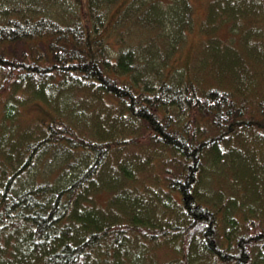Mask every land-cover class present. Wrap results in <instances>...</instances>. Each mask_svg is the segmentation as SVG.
<instances>
[{"label": "trees", "instance_id": "16d2710c", "mask_svg": "<svg viewBox=\"0 0 264 264\" xmlns=\"http://www.w3.org/2000/svg\"><path fill=\"white\" fill-rule=\"evenodd\" d=\"M12 1L0 0V108L13 129L36 106L40 131L0 142V264H264V0H220L233 14L207 0L203 48L184 58L191 0ZM138 133L148 160L118 158ZM162 243L177 256L143 259Z\"/></svg>", "mask_w": 264, "mask_h": 264}, {"label": "rangeland", "instance_id": "374dc122", "mask_svg": "<svg viewBox=\"0 0 264 264\" xmlns=\"http://www.w3.org/2000/svg\"><path fill=\"white\" fill-rule=\"evenodd\" d=\"M4 1H6V0H2V2H4ZM7 1H9V0H7ZM13 1H16V0H13ZM170 1L171 0H163L164 3H168ZM191 1H192V5L194 6V8H193L194 19L192 21V25L189 28H186L185 31H183L181 33V39H180V43H179V51L176 53V54H181L183 56V58L189 54L193 55L196 52H198L200 49H202L203 47L200 48L198 46L204 44V37H206V34L201 32L200 27H199V23L206 19V16H207L206 8H207V2L208 1L207 0H191ZM214 4H215V8H216V6H218L217 7L218 11L221 10L224 13L231 11V14H233L238 10V4H236L235 2L229 1L227 3L226 1L214 0ZM251 9H252V7L246 9L244 11V13H246L247 15H250ZM231 16H233V15H231ZM214 27L217 29L216 22L214 23ZM170 28H171L170 23H167L165 26V30L167 32H169ZM232 31L233 30H231V32ZM141 32L142 31L138 27H136V33L140 34ZM217 34L220 38H223L225 40H228L229 38L231 39L232 37H234L233 33L231 35L232 37L231 36L228 37L229 32L226 28H222L219 31L217 30ZM130 37H132V36H130ZM134 38H135V36L132 37V39H134ZM163 40H165L163 37L161 39H159V43L162 46V48L164 47V44L162 43ZM231 44L236 46L235 42H233V41ZM230 53H231V51H230ZM143 59H145V58H143ZM150 59L154 61V57L150 56ZM161 61H162L161 58H158L155 60L156 63H161ZM151 63L152 62L150 61V64ZM170 63H171V60H169V64ZM168 71L169 70L165 67L164 72L167 73ZM182 71H183V68H182L181 64H179L177 66L176 70L174 71L173 75L179 76V74ZM150 79H153V77L151 76ZM259 87H260L259 89L257 88V92L258 93H264V85L261 84V85H259ZM83 100L91 102V99L89 98V96H86V98ZM28 105H26V106L22 105L20 107V109L18 110L19 117L15 118V122L13 123L15 126L13 129L9 127V124H11L10 123L11 120L10 119L9 120L4 119L5 111L4 110L2 111V109L0 108V142L3 141V143L5 144V140L9 139V138L10 139L14 138L13 142H15L16 140H18V138H20L22 135L24 136L25 133L29 132V131L30 132L35 131L36 134L39 133L40 129L38 127V124H39L38 123V117L40 116V113H39L40 110H38L36 108V106H34V105L33 106H28ZM173 117H181V116L178 113H173ZM121 120H123L126 123L125 128L135 130V127H136L135 121L129 123L127 120H125L124 117ZM6 124H8L7 127H5ZM123 126L124 125L121 124V125H117V126L115 125L114 127H115V129H118L120 131L119 128L123 127ZM16 127H17V129H16ZM145 128H146L145 125H143L141 129H145ZM19 135H20V137H19ZM137 139H138L139 143L138 144L133 143L132 145L129 144L127 147H124L125 150L123 151V154H119L118 158L124 157L125 159H129V157H130V159H141L142 161H147L148 158L150 157V153H149L150 150L147 149V147L144 145H147L148 137L138 133ZM140 140L142 142L144 141L146 143L141 144ZM36 161H37V159H36ZM244 161L248 164L255 165L251 161V158L248 154H245ZM43 165H45L44 160H39L37 162V164L34 166L35 169L29 173L28 177L31 178L33 176L31 174L36 173V172L38 174L37 169L41 168ZM106 166H108L107 169L110 170L109 172H114V166L112 165L111 162H109V164ZM253 174L256 176V178L260 182L259 178L261 176H260L258 166H256V165H255V170H253ZM25 178L26 177H23L24 181H25ZM262 179L264 180V172L262 173ZM26 180H27V178H26ZM206 186L214 187V186H210V185H206ZM259 189L260 190L262 189L261 185H259ZM204 191L206 194H209L213 190L210 188L209 190H204ZM104 199H105L104 195H100L97 198V200L100 202H103ZM152 202H153L152 200L149 202V206H151V207H153ZM255 206L257 208H259V206H261L264 209L263 201L257 202L255 204ZM156 210H159V209H156ZM261 214H262L261 216L264 218V213H261ZM157 215H159L163 218H167V216H168L166 221L170 225H173L174 227H176L178 229L184 223L183 218L179 219L180 221H177L178 216H176V214L173 212L172 213L170 212L169 214L164 213V215H163V214H160V212H158V211L155 212V210H152V212H151V210H150L149 216L156 217ZM201 223L202 222L200 221L199 224H201ZM197 239H198L197 243L199 245V243L201 242L200 237L197 236ZM141 254H142V257H144L143 259H147V260L150 258V255H152V257L155 256L156 260H161L164 258H165V260H170V258L177 256L176 250L174 249V247L170 243L159 244L158 246H154L153 248H151L150 251L146 250ZM202 255H198V257L193 258V263L194 264H202L203 260H205V262H207V261L212 262L211 259L209 260L207 258H204V256H202ZM260 260H261L260 257L255 253V255L252 257V259H250V264H261ZM209 264H211V263H209Z\"/></svg>", "mask_w": 264, "mask_h": 264}]
</instances>
